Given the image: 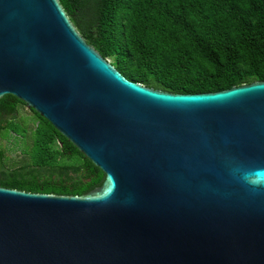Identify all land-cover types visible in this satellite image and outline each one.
Returning a JSON list of instances; mask_svg holds the SVG:
<instances>
[{"label":"water","instance_id":"1","mask_svg":"<svg viewBox=\"0 0 264 264\" xmlns=\"http://www.w3.org/2000/svg\"><path fill=\"white\" fill-rule=\"evenodd\" d=\"M103 174L78 196L0 187V264H264V81L175 94L125 79L57 0H0V97Z\"/></svg>","mask_w":264,"mask_h":264},{"label":"trees","instance_id":"2","mask_svg":"<svg viewBox=\"0 0 264 264\" xmlns=\"http://www.w3.org/2000/svg\"><path fill=\"white\" fill-rule=\"evenodd\" d=\"M125 79L175 94L264 81V0H57ZM0 97V187L78 196L103 174L49 123ZM14 153V157L9 155Z\"/></svg>","mask_w":264,"mask_h":264},{"label":"clouds","instance_id":"3","mask_svg":"<svg viewBox=\"0 0 264 264\" xmlns=\"http://www.w3.org/2000/svg\"><path fill=\"white\" fill-rule=\"evenodd\" d=\"M229 174L252 194L264 192V166H245L233 162Z\"/></svg>","mask_w":264,"mask_h":264},{"label":"rangeland","instance_id":"4","mask_svg":"<svg viewBox=\"0 0 264 264\" xmlns=\"http://www.w3.org/2000/svg\"><path fill=\"white\" fill-rule=\"evenodd\" d=\"M24 109H26L25 107H24ZM0 145L1 146H3L4 148L6 147V145H8L7 143H5L4 141H0ZM9 155L11 156V157H14L13 155H14V153L13 152H10L9 153Z\"/></svg>","mask_w":264,"mask_h":264}]
</instances>
